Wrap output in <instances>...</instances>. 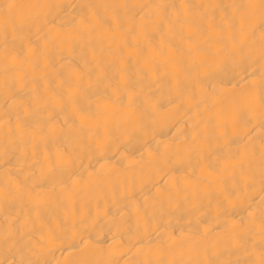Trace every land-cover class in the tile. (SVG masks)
Here are the masks:
<instances>
[{
    "label": "bare ground",
    "instance_id": "bare-ground-1",
    "mask_svg": "<svg viewBox=\"0 0 264 264\" xmlns=\"http://www.w3.org/2000/svg\"><path fill=\"white\" fill-rule=\"evenodd\" d=\"M0 264H264V0H0Z\"/></svg>",
    "mask_w": 264,
    "mask_h": 264
}]
</instances>
